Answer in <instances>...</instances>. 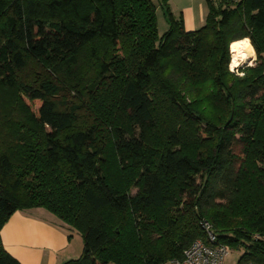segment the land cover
<instances>
[{"label":"trees","instance_id":"1","mask_svg":"<svg viewBox=\"0 0 264 264\" xmlns=\"http://www.w3.org/2000/svg\"><path fill=\"white\" fill-rule=\"evenodd\" d=\"M160 6L161 34L152 0H0V230L41 207L82 236L63 264H165L206 220L264 264V0Z\"/></svg>","mask_w":264,"mask_h":264},{"label":"crops","instance_id":"2","mask_svg":"<svg viewBox=\"0 0 264 264\" xmlns=\"http://www.w3.org/2000/svg\"><path fill=\"white\" fill-rule=\"evenodd\" d=\"M210 1L216 4L219 0ZM168 4L174 17L182 16L186 30L204 24L207 0H187L183 5L168 0ZM249 47L253 60L254 49L250 44ZM73 231L44 208L36 207L15 211L1 228L0 237L5 250L22 264H63L77 258L82 248L80 238Z\"/></svg>","mask_w":264,"mask_h":264},{"label":"built area","instance_id":"3","mask_svg":"<svg viewBox=\"0 0 264 264\" xmlns=\"http://www.w3.org/2000/svg\"><path fill=\"white\" fill-rule=\"evenodd\" d=\"M227 2L236 3L240 0H225ZM239 66L230 65L232 72L238 73ZM201 227L205 232V240H194L184 251L181 260L171 261L172 264H223L226 255L229 252V247L225 244L216 243V237L212 232L211 224L203 220ZM245 264H257L254 262H247Z\"/></svg>","mask_w":264,"mask_h":264},{"label":"rangeland","instance_id":"4","mask_svg":"<svg viewBox=\"0 0 264 264\" xmlns=\"http://www.w3.org/2000/svg\"><path fill=\"white\" fill-rule=\"evenodd\" d=\"M153 3L156 5V19H157V25H158V32L161 34L163 33L164 31H166L168 29V22H167V19H166V16H165V13L163 12V9L161 8L160 6V0H152ZM187 0H174V4H178V5H183L185 4ZM172 4V5H174ZM239 41H244L246 44L247 42L245 40H239ZM248 45V55H249V59L248 61H245V62H240V64H236L237 66L239 67H244V66H250V65H254L255 64V59H256V54H255V51H254V57L255 59L251 60V50H250V47H249V44ZM231 46V44H230ZM230 46H229V52H230ZM230 65L231 67L235 66V63L232 62L231 60V55H230V63H229V69H230ZM37 107V103H35L33 105V109H35ZM136 187H132L130 189V193L131 194H134L136 192ZM74 234L80 238L81 242H82V236L81 234L74 230L73 231ZM82 245H83V242H82ZM82 252V248H81V251L80 253L78 254L77 258L80 256ZM242 253V249H230L228 254L226 255L225 259H224V263L223 264H237V261L240 257Z\"/></svg>","mask_w":264,"mask_h":264},{"label":"bare ground","instance_id":"5","mask_svg":"<svg viewBox=\"0 0 264 264\" xmlns=\"http://www.w3.org/2000/svg\"><path fill=\"white\" fill-rule=\"evenodd\" d=\"M248 45L244 41H234L230 46V55L233 63L240 64L249 60Z\"/></svg>","mask_w":264,"mask_h":264}]
</instances>
